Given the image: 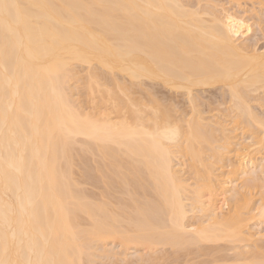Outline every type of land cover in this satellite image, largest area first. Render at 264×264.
Segmentation results:
<instances>
[{
  "label": "bare ground",
  "instance_id": "6f19581e",
  "mask_svg": "<svg viewBox=\"0 0 264 264\" xmlns=\"http://www.w3.org/2000/svg\"><path fill=\"white\" fill-rule=\"evenodd\" d=\"M240 1L0 0V264H264Z\"/></svg>",
  "mask_w": 264,
  "mask_h": 264
},
{
  "label": "rangeland",
  "instance_id": "374dc122",
  "mask_svg": "<svg viewBox=\"0 0 264 264\" xmlns=\"http://www.w3.org/2000/svg\"><path fill=\"white\" fill-rule=\"evenodd\" d=\"M215 1L218 2L219 4H220V3H225V7L227 6V8H229V7L231 8V6H233V5L231 4V0H230V2H228V3H230V4H226L225 1H227V0H224V2H223V0H215ZM232 1H233V0H232ZM234 1H239V0H234ZM241 1L244 2L245 0H241ZM241 1H240V2H241ZM245 2H246V1H245ZM247 2H248V1H247ZM247 2H246V4H248V3L250 4V2H248V3H247ZM202 3H204V1H203ZM232 3L235 4L236 2H232ZM241 3H242V2H241ZM243 4L246 5L245 3H242L241 6H243ZM249 4L246 5L247 8H249V7H248V6H250ZM230 5H231V6H230ZM246 6H245V7H246ZM233 7H234V6H233ZM243 7H244V6H243ZM256 7H257V6H256ZM257 8H258V7H257ZM257 10H259V9H257ZM261 11H262V12H260V11L257 12L256 16H257L258 14L263 15V16H262L263 18L259 16L261 19L258 17V20H259V21L261 20L260 25H261V24L263 25V24H264V22H263V21H264V9L261 8ZM246 19H249V17L247 16ZM249 20H250V19H249ZM250 21H254V20H250ZM250 21H249V24L251 23ZM251 25H253V27L251 26V27H252V28H251L252 30H253V28H256V29L253 30V31H250V33H249L250 36H248V37H249V38L252 37V39L255 40V37L257 36L258 39L256 38L257 40L254 41V42H257V43H255L256 49L258 48V50H260V49L264 48V38L262 37L263 35H261V33H259V32H261V31L259 30V27H258V26H257V27L254 26V22H252ZM262 25H261L260 27H262ZM260 29L264 31V27H263V28H260ZM258 30H259V31H258ZM254 31H255V32H254ZM251 32H252V33H251ZM262 33H263V32H262ZM255 34H256V35H255ZM251 35H252V36H251ZM253 36H254V37H253ZM259 47H260V48H259ZM204 94H205V93H204ZM205 95H208V93H206ZM178 97H180V96L178 95ZM177 99H178V98H177ZM238 132H239V136L241 137L242 135L240 134V130H239V131H236V133H238ZM239 136H237V137H239ZM262 176H263V177H262ZM262 176H261V178H260L259 185H260V189L264 191V175H262ZM253 191H254L255 193H253L252 191H251V192H252V194H255V196H253L254 198H252V199H253V201H255V200L257 199V197H258L259 194L257 193V196H256V189L253 190ZM251 196H252V195H251ZM252 199H251V201H252ZM253 201L251 202L252 204H254ZM255 202H256V201H255ZM251 203H250V204H251ZM256 203H258V202H256ZM252 204H251V205H252ZM256 205H257V204H256ZM253 206H255V204H254ZM262 220H263V219H262ZM262 220H258V222H256V223H258V225H259V223L261 222V223H260V226L257 225V227H256V226H253V227L256 228V229L258 228L259 231L261 230L262 233H264V231H263L264 229H262V227L264 228V223L262 224V222H264V220H263V221H262ZM260 228H261V229H260ZM262 241H264V240L261 239L259 242H261L260 244H263V246H264V242H262ZM257 242H258V241H257ZM259 242H258V243H259ZM258 243H257V244H258ZM214 245L217 246V244H213V247H212L211 245H205V247L203 246L204 249H202V247L200 248V251L204 250V251L202 252V253H204V252H206V251H210L212 248H213L212 250H214V248H216ZM222 245H223V244H222ZM207 246H208V247H207ZM209 246H210V247H209ZM110 247H111V246H110ZM218 247H220V246H218ZM263 249H264V247H263ZM227 252H228V251H227ZM229 252H231V251H229ZM128 253H130L131 255H133V254H132V253H133L132 250L128 251ZM200 253H201V252H200ZM202 253H201V254H202ZM213 253H214V252H213ZM220 253H221V252H220ZM220 253H219V255H220ZM231 253H232V252H231ZM231 253H228V254H231ZM198 254H199V253H198ZM198 254H197L198 258H197V256H196V258H197L198 260H201V263H202V264L204 263L205 259H207L206 262H208V261H210V258L214 259L215 257H217V256H216L217 253H216V254H212V253H210V254L213 255V257H214V255H215L214 258L212 257V255H209V253H207V252H206L205 254H208V255H205V254H202V255L200 254V255H198ZM221 254H222V253H221ZM219 255H218V256H219ZM128 256H129V255H128ZM199 256H200V257H199ZM205 256H210V258H209V259H208V258H205ZM196 258H194V259H193L194 261H193V260H192V261H193V262H197L198 260H197ZM217 258H218V257H217ZM103 259H104V258H103ZM195 259H196V261H195ZM104 260H105V261H104ZM104 260L97 259L98 264H110V263H111V262L109 263V260H110V259H108V258H107V260H106V259H104ZM202 260H203V261H202ZM97 261H96V262H97ZM110 261H111V260H110ZM190 261H191V260H190ZM192 261H191V262H192ZM107 262H108V263H107ZM198 262H199V261H198ZM198 262H197V263H198ZM119 264H122V263L120 262ZM198 264H200V263H198Z\"/></svg>",
  "mask_w": 264,
  "mask_h": 264
}]
</instances>
